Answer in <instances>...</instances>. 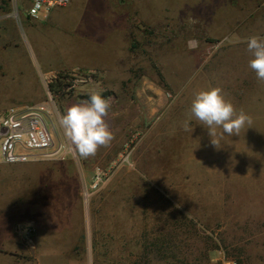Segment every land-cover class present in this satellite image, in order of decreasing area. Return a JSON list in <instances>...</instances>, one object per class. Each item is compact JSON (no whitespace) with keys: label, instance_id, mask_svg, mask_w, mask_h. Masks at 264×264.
I'll return each instance as SVG.
<instances>
[{"label":"rangeland","instance_id":"1","mask_svg":"<svg viewBox=\"0 0 264 264\" xmlns=\"http://www.w3.org/2000/svg\"><path fill=\"white\" fill-rule=\"evenodd\" d=\"M24 5L0 0V115L53 94L47 126L74 156L0 164V264H264V82L246 43L264 0H70L32 24ZM74 45L101 64L73 66ZM213 87L252 118L216 127L219 148L190 112ZM92 91L114 139L83 158L59 119Z\"/></svg>","mask_w":264,"mask_h":264},{"label":"clouds","instance_id":"2","mask_svg":"<svg viewBox=\"0 0 264 264\" xmlns=\"http://www.w3.org/2000/svg\"><path fill=\"white\" fill-rule=\"evenodd\" d=\"M247 50L252 54L249 67L259 81L264 82V37L251 36L247 39ZM112 107L110 97L92 91L88 99L79 100L60 116L59 123L64 136L83 158L95 156L100 147H107L114 139L108 116ZM191 114L208 129L211 143L217 148L219 138L215 132L221 127L229 136H239L245 124L252 118L241 110L238 114L234 105L222 95V89L213 87L196 93L190 108ZM188 125H185L187 130Z\"/></svg>","mask_w":264,"mask_h":264},{"label":"built area","instance_id":"3","mask_svg":"<svg viewBox=\"0 0 264 264\" xmlns=\"http://www.w3.org/2000/svg\"><path fill=\"white\" fill-rule=\"evenodd\" d=\"M26 16L32 20H45L55 9L65 7L70 0H24ZM17 5V4H16ZM19 7V6H17ZM264 37V36H263ZM65 73H61L64 75ZM57 106L53 94L36 105L12 107L0 115V163L13 165L39 160H61L74 156V149L66 143L56 142L47 121L56 115ZM33 226L24 229L28 238ZM220 264H237L225 259Z\"/></svg>","mask_w":264,"mask_h":264},{"label":"crops","instance_id":"4","mask_svg":"<svg viewBox=\"0 0 264 264\" xmlns=\"http://www.w3.org/2000/svg\"><path fill=\"white\" fill-rule=\"evenodd\" d=\"M23 12V11H22ZM53 12V11H52ZM52 12L48 15V16H50L51 14H52ZM21 15V17H20V21H23V22H26V24H28V23H34L35 21H41V20H32V19H30V18H28L26 15H24V14H22V13H20ZM56 16H58V15H56ZM16 36H18V42H19V45L21 44L22 45V43H21V40L19 39V35H18V31H17V34H16ZM42 46H43V44H42ZM16 51V57H17V59H18V61H20L19 60V58H18V55H19V49H18V47L15 49ZM24 51V50H23ZM25 52V51H24ZM73 54L75 55V59H77L76 61H74L72 64H73V66H75V67H86L85 69L87 70V71H92L93 72V70L95 69V68H97V66L99 65V64H101V62H102V57L98 54V53H96V51H95V49L93 48V47H88L87 49H86V53H82V51H80V50H78V48H77V46L76 45H74V48H73ZM45 57V56H44ZM43 57V55H42V57H40V61L42 62L43 61V59L42 58H44ZM35 162H37V161H31V162H27V163H35ZM0 164H2V163H0ZM20 164H26V163H20ZM7 165V164H6ZM14 165V164H13ZM32 165H34V164H32ZM31 167V166H30ZM6 199H7V197H6ZM32 215H36V214H32ZM26 222L28 223V224H32V223H37L38 222V219H36V218H34L33 216L31 217V218H28V219H26ZM32 241V240H31Z\"/></svg>","mask_w":264,"mask_h":264},{"label":"trees","instance_id":"5","mask_svg":"<svg viewBox=\"0 0 264 264\" xmlns=\"http://www.w3.org/2000/svg\"><path fill=\"white\" fill-rule=\"evenodd\" d=\"M89 97H87V99H88Z\"/></svg>","mask_w":264,"mask_h":264}]
</instances>
